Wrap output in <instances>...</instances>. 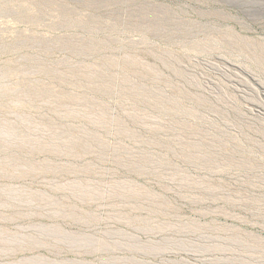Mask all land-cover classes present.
I'll list each match as a JSON object with an SVG mask.
<instances>
[{
    "label": "rangeland",
    "instance_id": "rangeland-1",
    "mask_svg": "<svg viewBox=\"0 0 264 264\" xmlns=\"http://www.w3.org/2000/svg\"><path fill=\"white\" fill-rule=\"evenodd\" d=\"M28 258L264 264V0H0V264Z\"/></svg>",
    "mask_w": 264,
    "mask_h": 264
},
{
    "label": "bare ground",
    "instance_id": "bare-ground-1",
    "mask_svg": "<svg viewBox=\"0 0 264 264\" xmlns=\"http://www.w3.org/2000/svg\"><path fill=\"white\" fill-rule=\"evenodd\" d=\"M6 133H7V132H6ZM44 230H45L44 232H46V233L54 232V233L59 234V236L62 237V235H60V233H59L57 230H50V229H48V230H47V229H44ZM74 236H75V235H74ZM64 237H65V238H66V237H67V238H68V237H72L73 240H74V239L76 240V242H77V240H80V242H81V241L84 242V240H87V241H85L84 243L89 242V241H90V243H92L91 240H90L91 238H88V237H84V238H82V237H80V236L73 237V235H71V234H69L68 236H67V235H66V236L63 235V239H64ZM67 238H66V239H67ZM69 239H70V238H69ZM69 239H68V240H69ZM83 239H84V240H83ZM73 240L71 239V241H73ZM69 241H70V240H69ZM86 244H87V243H86ZM149 245H151V244H149ZM37 259H38V258H37ZM41 260H42V259L39 258V263L41 262L40 264H42V261H41ZM27 262H28V263H27ZM46 262H48V261H45V260H44L43 264H56V263H52V262H51V263H50V262L46 263ZM26 263H27V264H39L38 261L36 262L35 259H33V258H32V259L28 258V260H23L21 263H18V264H26ZM16 264H17V263H16ZM62 264H68V263L63 262ZM73 264H75V263H73Z\"/></svg>",
    "mask_w": 264,
    "mask_h": 264
}]
</instances>
